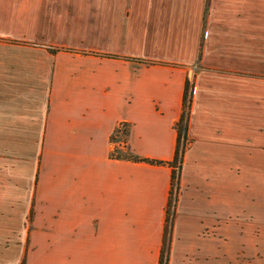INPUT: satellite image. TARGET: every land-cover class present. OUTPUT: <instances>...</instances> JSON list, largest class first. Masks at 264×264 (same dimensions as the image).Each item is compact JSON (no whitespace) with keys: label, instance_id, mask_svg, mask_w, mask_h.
<instances>
[{"label":"crops","instance_id":"crops-1","mask_svg":"<svg viewBox=\"0 0 264 264\" xmlns=\"http://www.w3.org/2000/svg\"><path fill=\"white\" fill-rule=\"evenodd\" d=\"M187 81L167 264H264V0H0V264H158Z\"/></svg>","mask_w":264,"mask_h":264},{"label":"trees","instance_id":"trees-1","mask_svg":"<svg viewBox=\"0 0 264 264\" xmlns=\"http://www.w3.org/2000/svg\"><path fill=\"white\" fill-rule=\"evenodd\" d=\"M193 91V85L188 81L185 83L183 97H182V109L179 119L174 125L176 131V144H175V152L174 158L171 162H159L152 161L148 159H138L131 156H122L123 158H127L129 160L135 162L148 163L153 165H168L171 167V182H170V195L169 201L166 209V217H165V227L163 233V245L159 256L158 264H167L168 252H169V243H170V234L171 227L173 222L174 213L173 210L170 211V196L172 194L173 189L177 190L178 188V177L179 171L182 163V155L189 144L190 140L187 136V124L190 113V105H191V96ZM120 157V156H119Z\"/></svg>","mask_w":264,"mask_h":264},{"label":"built area","instance_id":"built-area-1","mask_svg":"<svg viewBox=\"0 0 264 264\" xmlns=\"http://www.w3.org/2000/svg\"><path fill=\"white\" fill-rule=\"evenodd\" d=\"M190 84H192L191 82H189ZM121 130V124L119 125V127L117 128L116 134L117 136H119L121 133L119 132ZM174 201H175V189H173L172 194L170 196V210H173V206H174Z\"/></svg>","mask_w":264,"mask_h":264},{"label":"rangeland","instance_id":"rangeland-1","mask_svg":"<svg viewBox=\"0 0 264 264\" xmlns=\"http://www.w3.org/2000/svg\"><path fill=\"white\" fill-rule=\"evenodd\" d=\"M193 85V83H192ZM117 131V130H116ZM121 134L118 136V138L116 139H119L120 141H124V138H125V134L127 132V125L126 124H121V130L119 131ZM171 211V210H170ZM8 245V243H7Z\"/></svg>","mask_w":264,"mask_h":264}]
</instances>
